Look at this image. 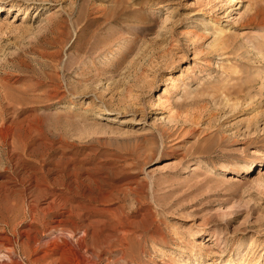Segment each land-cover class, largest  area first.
I'll use <instances>...</instances> for the list:
<instances>
[{"label":"rangeland","instance_id":"obj_1","mask_svg":"<svg viewBox=\"0 0 264 264\" xmlns=\"http://www.w3.org/2000/svg\"><path fill=\"white\" fill-rule=\"evenodd\" d=\"M263 172L264 0H0V264H264Z\"/></svg>","mask_w":264,"mask_h":264},{"label":"bare ground","instance_id":"obj_2","mask_svg":"<svg viewBox=\"0 0 264 264\" xmlns=\"http://www.w3.org/2000/svg\"><path fill=\"white\" fill-rule=\"evenodd\" d=\"M248 20H249V21H254V17H250ZM260 172H262V171H260ZM260 172H259V173H260ZM262 174H264V172H263ZM233 181H236V179H234ZM77 256H78V254H77Z\"/></svg>","mask_w":264,"mask_h":264}]
</instances>
